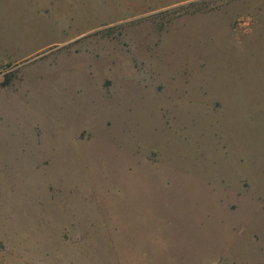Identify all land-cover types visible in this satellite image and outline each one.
<instances>
[{"label":"rangeland","instance_id":"1","mask_svg":"<svg viewBox=\"0 0 264 264\" xmlns=\"http://www.w3.org/2000/svg\"><path fill=\"white\" fill-rule=\"evenodd\" d=\"M147 10L0 29V264H264V0Z\"/></svg>","mask_w":264,"mask_h":264},{"label":"crops","instance_id":"2","mask_svg":"<svg viewBox=\"0 0 264 264\" xmlns=\"http://www.w3.org/2000/svg\"><path fill=\"white\" fill-rule=\"evenodd\" d=\"M190 1L195 0H0V16L9 17L12 23L10 28L2 25L0 29L13 45L20 32L25 46L36 45L38 37L41 41L37 44L54 41L64 45L125 18L161 11L147 10L150 7L163 9ZM24 20L34 23L25 24Z\"/></svg>","mask_w":264,"mask_h":264},{"label":"trees","instance_id":"3","mask_svg":"<svg viewBox=\"0 0 264 264\" xmlns=\"http://www.w3.org/2000/svg\"><path fill=\"white\" fill-rule=\"evenodd\" d=\"M12 76L11 77H7L5 80H4V82H3V86H5V87H7V86H9L10 84H11V81H12Z\"/></svg>","mask_w":264,"mask_h":264}]
</instances>
